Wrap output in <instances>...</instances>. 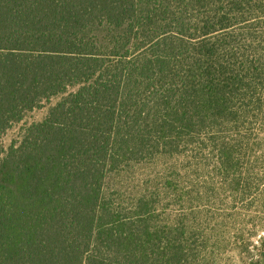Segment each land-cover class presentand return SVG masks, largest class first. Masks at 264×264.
I'll use <instances>...</instances> for the list:
<instances>
[{"label": "trees", "instance_id": "trees-1", "mask_svg": "<svg viewBox=\"0 0 264 264\" xmlns=\"http://www.w3.org/2000/svg\"><path fill=\"white\" fill-rule=\"evenodd\" d=\"M256 129L264 0H0V264H213L166 209Z\"/></svg>", "mask_w": 264, "mask_h": 264}, {"label": "rangeland", "instance_id": "rangeland-1", "mask_svg": "<svg viewBox=\"0 0 264 264\" xmlns=\"http://www.w3.org/2000/svg\"><path fill=\"white\" fill-rule=\"evenodd\" d=\"M58 100L60 97H54L13 125L3 135V145L8 148L18 141L24 128L42 120ZM249 135V150L226 173L215 160L200 169L183 162L187 171L182 174L195 171V176L177 185L181 201L166 209L170 215L193 220V236L215 259L213 264H255L264 258V129Z\"/></svg>", "mask_w": 264, "mask_h": 264}]
</instances>
